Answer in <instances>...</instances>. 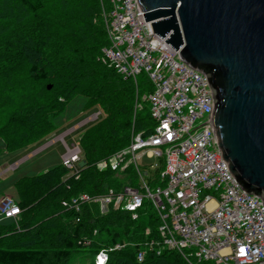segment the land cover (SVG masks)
Returning <instances> with one entry per match:
<instances>
[{"label": "trees", "instance_id": "trees-1", "mask_svg": "<svg viewBox=\"0 0 264 264\" xmlns=\"http://www.w3.org/2000/svg\"><path fill=\"white\" fill-rule=\"evenodd\" d=\"M46 1L0 0V142L7 153H15L49 140L57 128L54 119L76 97L83 98L86 112H97L98 106L101 112L96 120L100 119L81 135L78 149L84 154L80 162L84 165L78 164L73 174L60 165L15 182L20 215L10 225L0 224V264H71L75 257L84 255L92 260L101 250L117 245L122 248L108 253L105 264H187L176 252L156 255L152 250L137 263L141 240L155 238L158 226L155 212H145L144 204L135 211L136 219L132 212L112 207L101 213L97 203H83L77 211L62 205L83 193L97 197L121 192L125 186H119L112 175L119 170L88 171L89 165L106 154L110 158L126 150L130 137L148 134L154 122L146 103L148 122L133 115V104L140 96L138 84L103 64L100 49H105L108 41L104 48L101 40L94 47L82 45L80 40L89 37V23L94 19L84 5L60 13L67 15L68 24L56 31L58 15L55 27L48 32L45 19L40 18ZM97 26L106 36L104 24ZM74 33L79 37L77 44L68 37ZM146 83L150 94L152 87ZM129 169L134 172V166L129 165L122 173ZM145 213L154 226L148 238L143 230ZM101 234L106 236V244L100 242L104 240ZM93 236L99 241L91 240ZM122 237L137 239L140 244L123 246Z\"/></svg>", "mask_w": 264, "mask_h": 264}, {"label": "built area", "instance_id": "built-area-1", "mask_svg": "<svg viewBox=\"0 0 264 264\" xmlns=\"http://www.w3.org/2000/svg\"><path fill=\"white\" fill-rule=\"evenodd\" d=\"M102 17L109 40L102 50L104 65L136 85L137 77L144 76L152 87L140 98L148 106L152 130L134 135L126 150L97 164L99 171H123L133 165L158 218L156 237L137 252V263L152 250L156 255L176 252L187 264H264V207L258 198L240 190L221 159L210 123L212 96L205 77L152 33L136 0H110ZM140 99L135 107L141 106ZM65 149L62 165L73 170L79 161L78 146ZM144 155L160 160L159 167L153 166L158 168L153 192L137 167ZM144 197L138 189L125 186L119 193L97 197L80 194L62 205L77 211L83 203H97L101 213L112 207L132 212L136 219ZM19 215L12 198L0 201L1 219ZM120 248L101 250L94 264H105L108 253Z\"/></svg>", "mask_w": 264, "mask_h": 264}, {"label": "water", "instance_id": "water-1", "mask_svg": "<svg viewBox=\"0 0 264 264\" xmlns=\"http://www.w3.org/2000/svg\"><path fill=\"white\" fill-rule=\"evenodd\" d=\"M136 5L152 33L205 77L221 159L240 190L264 207V0Z\"/></svg>", "mask_w": 264, "mask_h": 264}, {"label": "rangeland", "instance_id": "rangeland-1", "mask_svg": "<svg viewBox=\"0 0 264 264\" xmlns=\"http://www.w3.org/2000/svg\"><path fill=\"white\" fill-rule=\"evenodd\" d=\"M64 1H66V2L63 5L61 4L60 0H48V1H46V4L44 5L43 11L41 12L40 18L42 20H43V18L45 19L46 25L48 26L47 27L48 32H51V30L55 27L56 17L60 13L65 12V11H69L70 8L75 7L76 5L80 4V5H84V7L87 9L88 14H90V17L93 16V18H94L89 23L91 26L90 32H89L90 38L88 37L89 40L86 36L84 38H82L80 40L82 45L94 47V45L96 44L95 42H97L99 40H101V44H102L101 48H104L106 46V41H108L107 45L109 44V40L107 39V36H105L104 33L101 32V28L97 25L104 24L102 14L104 12V9L109 5L110 0H64ZM59 3H60V6H59ZM68 20H69V18H67V15H64V16L59 15L57 21L60 22V25L55 30L58 31V30L62 29L61 25L63 23H66V25H67ZM77 35H78L77 33H74L73 36L68 35V37H72L73 41H75L74 43L77 44V40L79 39V37ZM84 39L86 40L87 43L83 41ZM95 39H96V41H95ZM99 49H100V47H99ZM100 51H102V49H100ZM98 56H99L98 59H100L101 58L100 53H98ZM24 69H26L25 66H24ZM137 84L139 86V92H140V96L137 100L139 102L140 98L147 95L149 87H148V84L146 83L145 78H142V76L137 77ZM135 100H136V97L134 99V103L136 102ZM140 104H141V106L139 105L140 107L139 106L135 107L136 103L133 104V107H134L133 115H138L137 117L139 119L144 118L148 122L146 110L144 108V107H146V104L144 102H142L141 99H140ZM83 106H84L83 98H81V97L74 98L72 101L69 102L65 111L54 119L53 123H55L57 128L54 129L55 132L52 133V137L49 140L42 142V143H40L34 147H28V148L22 150V151H24L25 154H27V152H28L31 154L30 156H32L35 154V152L37 153L39 151V149L45 147L44 149H41L36 155L32 156L31 158H30V156L27 155L28 156L27 158H30V159L22 162L19 166L20 169L25 170L22 172V175H25V176H34L36 174L39 175V174L44 173L50 169H53L57 166L62 165L61 158L64 156V154L66 152V149L64 146L66 145L67 147H72V145L74 143H76L75 145L78 146L80 144L81 135L88 128L93 127L92 124L96 123L100 119V117H98V119L96 120L97 116L100 115V113H99L100 108L98 106L96 107V109L97 108L99 109V110H97V112H94V111L86 112L83 110ZM95 115H96V117H95ZM103 117H104V115H103ZM131 121H133V118ZM79 126H81V128H79ZM74 129H77V130H74ZM66 131H68V132L73 131V132L71 134H68V135L63 137V134ZM19 134L21 135L22 132L20 131ZM137 134H141V133H137ZM137 134H135V135H137ZM133 136L130 137V141H131ZM39 138H41V136ZM52 140H54V141H52ZM1 146H2V143L0 142V147ZM75 154H78L79 161L77 163H75L73 170H69L70 174H73L75 172V168H76V170L78 169V164L80 165V162L82 161L81 159L83 158V155H84L81 153L80 149H78L77 152L75 151ZM108 157H109V154H106L103 158L96 160L95 162H92L89 165L88 171L97 169V164L101 161H104ZM159 164H160V160L156 159L155 157H148V155H144L137 162V167L139 168V172L142 174V176H144L145 181H147V179H148V181L146 183H148V187H149L151 192H153L154 188L157 187V186H154V187L151 186L157 177V170H158V168L154 169L153 166L158 165V167H159ZM7 171H9V170H7ZM123 171H115L112 173V175L114 176V179L119 180V186H121V187L131 186V187H134L135 189H138L139 192L141 193V195L145 196L143 198L144 207H146L145 212H152L153 213L154 209L150 206L149 198L146 197V191H143L141 189L142 183L138 178V174L135 173V170L133 172V170H131V169L127 170L125 173H122ZM5 173H6V171L3 172L4 175H5ZM88 173H90V172H88ZM86 174H87V172H86ZM10 175H13V174L8 173L5 177L8 178ZM107 175H109V174H107ZM4 181H6V180H4ZM7 184H8V181L4 182V184L2 186L0 184V191L3 188H5V190H7L8 189ZM9 190L10 191H8V192L6 191L7 193H4L5 195H3V198H5V197L12 198L17 203L18 201H17V196L15 195V192L11 188ZM83 194H86V193H83ZM3 198H1L0 201ZM104 213H106V212H104ZM143 218H144V221L146 224L143 227L144 237H146L147 233L152 232V226L153 225H151L150 223H153V222L150 220L148 214H146V213L143 215ZM18 219H19V217H17L16 219H13V220H3L0 218V224L8 223L10 225L12 223V221L14 222L15 220H18ZM119 224H121L123 226V228L126 227L124 221H121ZM101 235L104 237V240L100 239V242L103 244H106V241H107L106 236L104 234H101ZM130 237H132V236H130ZM132 238H127V237L123 238L125 240L123 246L127 245L126 247H132L136 244H140L139 242H136V241H138L137 239L132 240ZM147 238H148V236H147ZM96 239L98 242L99 238H94V236L92 237L91 240L95 241ZM141 241H143V242H141L143 244V245L141 244L142 245L141 248L145 250L146 240L142 239ZM91 261L94 263V258L92 260H88L86 258V256L81 255L80 257H77V258L75 257L71 261V264H89V263H91ZM113 263H114V261H113ZM161 264H164V263H161Z\"/></svg>", "mask_w": 264, "mask_h": 264}, {"label": "crops", "instance_id": "crops-1", "mask_svg": "<svg viewBox=\"0 0 264 264\" xmlns=\"http://www.w3.org/2000/svg\"><path fill=\"white\" fill-rule=\"evenodd\" d=\"M74 130H76V129H74ZM73 131H71V132H68V131L64 132L63 137L66 136V135H68V134H71ZM54 140H52V141H54ZM64 147H66V145ZM44 148H41V149H44ZM41 149H39V151ZM37 153L35 152L34 155H36ZM27 155L30 156L31 154L28 153V152H27V154H25L24 151H22V150L21 151H18V152H15V153H7L4 150L3 145L0 147V184H1V186L4 184V182L8 181V184H7V188L8 189L5 190V188H3L0 191V199L3 198V195H5L4 193H7L8 191H10L9 190L10 188L13 189V191L15 192V188H14L15 182L18 181L20 178H22V177H31V176L22 175V172L25 171V170L20 169V167H19L22 162L27 161L32 156H34V155H32V156H30V158H27L28 157ZM7 170H9V171H7ZM5 171H6V173L4 175L3 172H5ZM8 173H12L13 175H10L8 178H6L5 176ZM36 175H38V174H36ZM36 175H34V176H36ZM4 180H6V181H4Z\"/></svg>", "mask_w": 264, "mask_h": 264}, {"label": "snow or ice", "instance_id": "snow-or-ice-1", "mask_svg": "<svg viewBox=\"0 0 264 264\" xmlns=\"http://www.w3.org/2000/svg\"><path fill=\"white\" fill-rule=\"evenodd\" d=\"M241 251H243V249H241Z\"/></svg>", "mask_w": 264, "mask_h": 264}]
</instances>
